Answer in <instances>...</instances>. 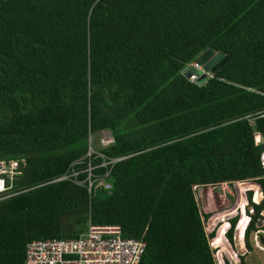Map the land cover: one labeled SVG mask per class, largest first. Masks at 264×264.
<instances>
[{"label":"trees","instance_id":"trees-1","mask_svg":"<svg viewBox=\"0 0 264 264\" xmlns=\"http://www.w3.org/2000/svg\"><path fill=\"white\" fill-rule=\"evenodd\" d=\"M209 49L231 60L200 86L183 71ZM104 131L115 143L98 152L127 157L111 191L47 184L86 168L89 138ZM263 150L264 0H0V160L28 162L27 191L0 202V264H24L31 241L77 238L89 221L142 239V264H217L195 189L264 191ZM248 198L252 251L264 200Z\"/></svg>","mask_w":264,"mask_h":264},{"label":"built area","instance_id":"built-area-1","mask_svg":"<svg viewBox=\"0 0 264 264\" xmlns=\"http://www.w3.org/2000/svg\"><path fill=\"white\" fill-rule=\"evenodd\" d=\"M199 75L192 74L188 79L200 86L205 85L214 77L215 73L207 71L196 61L191 63ZM201 78H203L201 80ZM254 125V121L251 122ZM256 143H262V137L256 132ZM102 149L112 146L115 139L110 131L102 132L99 140ZM101 159L97 165L93 164V156ZM127 157L110 158L105 154L93 149V138H89V151L86 156L87 167L78 169L81 162L72 164L69 170L59 178L47 183L72 181L74 184L86 187L90 196L98 189L112 190V185L107 179L110 177L114 166ZM261 166L264 171V150L260 157ZM28 167L26 158H14L0 160V202L20 195L27 191L19 185L21 178L25 175ZM98 169H104V173H95ZM82 176H86L82 178ZM264 179V176H263ZM250 183L236 182L234 184ZM257 188L264 191L257 181ZM261 201V202H262ZM260 202V203H261ZM256 203V202H255ZM259 204V203H257ZM264 210L261 212L263 216ZM249 219H251L249 217ZM264 227V226H263ZM261 230L256 232H262ZM244 234V231H243ZM146 251V244L142 239L126 238L118 225H99L89 221L87 230L77 238L71 239H46L34 240L27 244L24 264H142Z\"/></svg>","mask_w":264,"mask_h":264},{"label":"rangeland","instance_id":"rangeland-1","mask_svg":"<svg viewBox=\"0 0 264 264\" xmlns=\"http://www.w3.org/2000/svg\"><path fill=\"white\" fill-rule=\"evenodd\" d=\"M183 73L189 78L192 74L199 75L200 71L190 64ZM93 141V149L102 148L100 142L96 139ZM195 192L202 214L208 216L207 219H204L206 231L207 233L215 232V237L211 238L210 242L217 264H242L240 257L245 254H247L245 256L246 264H264V243L260 238L261 235L264 237V231L259 232L260 235L252 233L250 236L249 243L252 246V251L248 250L244 235L242 234V239L239 236L241 224L245 223V228H247L251 220L248 212L254 213L248 201L249 193L252 192L254 202L262 201V192L256 184L251 182L233 185L221 184L200 187L195 189ZM237 216L239 221L235 230L234 244H232L228 241L226 233L231 226V220ZM263 226L264 217L260 216L259 228L264 230Z\"/></svg>","mask_w":264,"mask_h":264},{"label":"water","instance_id":"water-1","mask_svg":"<svg viewBox=\"0 0 264 264\" xmlns=\"http://www.w3.org/2000/svg\"><path fill=\"white\" fill-rule=\"evenodd\" d=\"M231 56L223 53H215L209 49L204 52L196 62L204 67L205 70L211 71L212 73L219 72L229 61ZM188 77V76H187Z\"/></svg>","mask_w":264,"mask_h":264},{"label":"clouds","instance_id":"clouds-1","mask_svg":"<svg viewBox=\"0 0 264 264\" xmlns=\"http://www.w3.org/2000/svg\"><path fill=\"white\" fill-rule=\"evenodd\" d=\"M249 223H250V222H249ZM246 229H247V228L244 229V234H243V235H244V238H245V232H246Z\"/></svg>","mask_w":264,"mask_h":264}]
</instances>
